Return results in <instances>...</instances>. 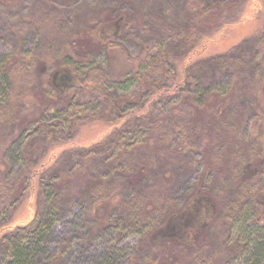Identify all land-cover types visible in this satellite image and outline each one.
Masks as SVG:
<instances>
[{"label": "rangeland", "instance_id": "374dc122", "mask_svg": "<svg viewBox=\"0 0 264 264\" xmlns=\"http://www.w3.org/2000/svg\"><path fill=\"white\" fill-rule=\"evenodd\" d=\"M180 2L182 0H0V74L8 78L0 96L3 102L0 104V227L8 225L0 231V264L8 262L4 251L9 248L2 247V242L13 233L25 230L32 219L35 198H39L41 191L39 173L66 151L89 147L109 138L124 122L108 124L104 117L94 116L83 124L77 122L74 137L61 141L65 134L68 137L69 127V123L62 121L58 128L54 127V138L58 140L54 144L43 141L40 134L25 137L32 130L37 133L42 124L55 125L61 121L54 119L57 111L64 108L68 115L70 104L76 101L77 88L66 87L59 93L51 91L49 83L54 80L63 84L68 75L75 76L77 68L86 63H101L112 77L124 80L125 74L135 72L138 61L149 53L153 55L150 50L155 43H162L161 40L171 43L179 38L177 44L180 43L179 49L185 51V55H176L169 69L177 75L173 85L181 81L182 68L189 67L188 82L216 85L220 79L224 91L228 88L233 91L232 103L225 102L220 107L216 106L217 97L207 96L202 121L193 119L201 128L205 121H214L216 132L211 130V136V132L206 137L201 136L206 142L202 151H193V156L185 160L175 159L169 167L163 168L166 173H159L136 190L123 180L119 182L121 186L114 192L119 197L108 201L110 207L121 206V196L130 200L140 194L144 196L145 210L151 209L149 216L155 221L149 225L139 222L136 229L128 233L121 227L106 225L104 219L98 228V222L91 220L85 208L91 192H85L87 198L81 197V202L78 200L72 205L44 233L33 264H264L261 72L252 71L246 78L250 79L249 86L242 82L243 73L234 77L225 66L215 68L207 62L252 38L242 49L241 57L256 63L258 56L264 66V0H245L239 8L223 9V16L213 8L208 10L200 34V38L205 37L198 40L194 53L189 35L183 36L174 27L176 21L185 24ZM231 22L236 26H228ZM256 36L261 38L254 41ZM107 39L118 45L107 51L103 45ZM193 63L198 64L194 71ZM59 72H62L61 77ZM228 82L231 83L226 85ZM132 89L135 91L137 86L133 84L127 93ZM66 92L67 97L62 100ZM165 100L160 101V109L166 110L168 102ZM127 104L123 102L122 106ZM11 114L9 121L6 118ZM127 123L130 130L122 132L126 141L144 140L147 126L139 123L133 127L136 123L131 120ZM22 140L28 143L27 151L22 147ZM109 152L99 153L104 155L106 163L110 161L106 159ZM33 153L39 160L36 164H33ZM26 165L28 174L23 179ZM87 169H94L96 175L104 172L79 160L70 185L79 189L84 185L85 191ZM122 173L125 172L115 170L116 176ZM113 177L114 174H110L107 180ZM68 185L67 181L63 183L65 188ZM235 198L238 211L242 210L237 224L228 221L224 214ZM192 205L197 210L205 206L207 214L206 217L200 212L198 225L201 226L194 234L189 238H176L163 233L151 240L155 229L168 223L172 225L173 216ZM154 210L158 212L153 213ZM103 212L101 203L94 214L98 218Z\"/></svg>", "mask_w": 264, "mask_h": 264}, {"label": "trees", "instance_id": "16d2710c", "mask_svg": "<svg viewBox=\"0 0 264 264\" xmlns=\"http://www.w3.org/2000/svg\"><path fill=\"white\" fill-rule=\"evenodd\" d=\"M183 1L180 4H182L181 8L183 9L181 12L185 19V24L181 25L179 21H176V26L174 27L183 36L189 35L191 43L193 42L194 53L198 40L200 41L205 37L204 35L200 38V34L203 28V17L208 10L213 8L216 11H220L221 16H223L225 15L222 11L223 9L239 8L245 0ZM178 12L180 13V11ZM234 24L231 22L228 23V26L235 27L236 25L233 26ZM168 31L166 30V32ZM192 37L193 39H191ZM175 38L178 39V34ZM259 38L261 37L256 36L254 41ZM178 40L171 43L161 40L162 43H155L150 50L153 55L149 53L148 56L138 61V67L136 66L135 72L125 74L124 80L115 79V76L112 77V74L108 70L102 68L101 63H86L84 66L77 68L75 76L68 75V80L64 81L63 84L54 80L49 83L48 88H51V91H59V93L66 90V87L70 90L77 88L76 90L79 92L76 101H71L74 105L70 104L69 108H71V112L68 115L65 113L64 108L57 111L54 119H61V121H58L55 125L49 124L47 126L46 124H42L37 133H34V130H32L25 137L28 138L29 136L40 134L43 136V141L48 140V143L54 144L58 141L54 138V130L56 131L54 127L58 128L62 121L69 123V127L67 132L68 137L66 138V134H63L64 137L61 141H69L74 137L77 132V127H75L77 122L82 121L83 124L87 120L94 118V116L100 115L104 117L108 124L118 123L121 120H124V122L121 128L114 131L109 138L89 147H79L76 150L66 151L53 164L46 166L39 173L41 191L38 194L39 198H35L31 221L24 227L26 228L25 230L22 228L21 230L23 231L19 232V234L13 233L8 240L4 241L5 243L2 242L1 244L2 247L9 248V250L4 251L8 260L6 264H33L37 258L36 254L44 233L49 231L53 223L60 219L59 216H63L72 205H75L79 201L81 202L83 197L87 198L85 192H91L92 197L85 208L91 220L98 222V228H101V221L104 219L106 225L113 226L114 228L121 227L122 230L128 233L134 230V228L136 229V225L139 222L144 221L146 225H149V222L155 221L149 216L151 209L145 210L144 196H140V194L133 195L130 200H126V197L121 196L119 202L121 201L122 205L118 207L116 205L115 208L110 207L108 201L113 197H119L117 192L114 193L121 186L119 182L123 180L126 182L125 185H130L136 190L140 184L147 183L148 180H154L159 173H166V170L163 168L169 167V164L171 165L175 159L179 161L185 160L193 156V151H202L206 142H203L201 138L206 137L211 130L216 132V128L214 130V121H205L203 124L204 128H201L193 120L195 119L196 122L202 121V107L206 103L207 96H210V98L212 95L217 97L216 106L218 107L225 102L232 103L233 101V91L231 88L224 91L221 87L223 82L220 79L217 80L216 85L202 83L203 86H201L194 81L188 82L189 67L182 68L183 77L181 81L173 85L177 75L169 69L172 68L173 62L177 59L176 55H185V51L179 49L180 43L177 44ZM250 40L252 38L241 41L231 51L215 55L209 58L207 62L215 68L225 66L234 77L240 76L243 73L242 82H246V85L249 86H251L250 79L247 80L246 78L250 76L253 70H260L261 79L259 85L264 89V66L261 58L256 56L257 62L254 63L253 59H243L241 57V54L243 55L242 49ZM103 43L107 51L118 45L116 42L109 41L108 39L103 41ZM153 48H156L155 52H153ZM197 65L193 63V71ZM61 74L62 72L58 73L60 77ZM7 81V76L0 74L1 97L3 96L1 87H4L3 85ZM219 82L220 84H218ZM230 83L228 82L226 85ZM133 84L137 86V89L135 91L132 89V92L127 93L126 90L133 86ZM67 93H65L62 100L67 97ZM68 96L70 98L69 94ZM163 99H166L165 102H168V105L165 107L166 110L158 107L160 101ZM169 100H171L170 103ZM123 102L128 104L123 107ZM2 103V100H0V104ZM11 117H13L12 114L6 119L9 120ZM214 117L216 118V115ZM127 120L136 123L133 127H136L139 123L147 126V130L143 136V138L145 137L144 140L131 143L126 141L127 137L122 132L125 133L130 130ZM211 135L212 132L210 133ZM21 136L20 138H22ZM21 142L23 143L24 140ZM33 142L34 140L29 145L32 146ZM27 144L24 142L22 146L25 151H27ZM103 151H110L106 156V159H110L108 163L104 161V155H99ZM32 155L35 161L33 164H36L39 161L36 159L37 154L33 153ZM79 160H82L87 165H91L93 168L104 169L103 174H100L101 172L98 171L99 174L97 175L93 172L94 169H87L89 177L85 181V191L83 190L84 185L79 189V187H75L69 183L74 176L73 171L78 169ZM95 161L96 167L94 166ZM73 163L75 164L72 166ZM26 169L27 165L23 168L25 174H23V179L28 174ZM117 169L125 173L116 176L115 170ZM110 174H114V177L107 180ZM65 181L69 184L67 188L63 186ZM237 198L232 200L233 203L225 209L224 213L226 219L230 222L234 221L235 224L240 222V216H242V210L238 211V207L235 205V201H238L236 200ZM101 203H103L104 212L97 218L94 211L99 208ZM115 210L117 214H114ZM89 211H93V213ZM181 211L173 216L172 225L168 223L162 228L155 229L150 236L151 240L155 237L163 236V233L176 238L180 236L189 238L193 234V205L184 212ZM156 212L158 211H153V213ZM185 214H189V218H191L188 222L191 228H188L185 233H181L179 236L173 234L175 227L178 230L177 221L181 216L185 217ZM139 218L140 220H138ZM7 226H1L0 231ZM142 228L145 229L147 227L142 226ZM181 229L184 231L186 227L183 226ZM190 229L191 231H189ZM155 242L160 241L155 240Z\"/></svg>", "mask_w": 264, "mask_h": 264}, {"label": "flooded vegetation", "instance_id": "af4514ba", "mask_svg": "<svg viewBox=\"0 0 264 264\" xmlns=\"http://www.w3.org/2000/svg\"><path fill=\"white\" fill-rule=\"evenodd\" d=\"M200 212H203L204 215L207 217V214L205 213V206H202L201 209H199V210H197V208H193V234H194L195 230L198 227L201 226V224L198 225L199 221L201 220ZM185 215H186L185 217L184 216H181L179 218V220L177 221L178 230L175 227L173 234H177L179 236V235H181V233L182 234L185 233V231L188 228H191L189 226L190 224L188 223L191 218H189V214H185ZM183 226L186 227V229L184 231L181 229V228H183ZM189 231H191V229Z\"/></svg>", "mask_w": 264, "mask_h": 264}]
</instances>
